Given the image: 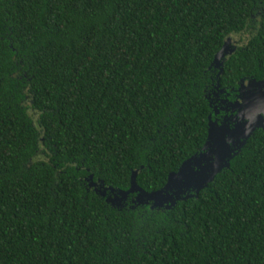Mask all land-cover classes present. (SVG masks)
Returning <instances> with one entry per match:
<instances>
[{
	"label": "trees",
	"instance_id": "16d2710c",
	"mask_svg": "<svg viewBox=\"0 0 264 264\" xmlns=\"http://www.w3.org/2000/svg\"><path fill=\"white\" fill-rule=\"evenodd\" d=\"M263 78L264 0H0V264H264V123L168 207L88 185L162 188Z\"/></svg>",
	"mask_w": 264,
	"mask_h": 264
},
{
	"label": "water",
	"instance_id": "95a60500",
	"mask_svg": "<svg viewBox=\"0 0 264 264\" xmlns=\"http://www.w3.org/2000/svg\"><path fill=\"white\" fill-rule=\"evenodd\" d=\"M222 47L223 45L221 46L220 50L222 49ZM220 50L215 54L213 61L216 58V55L219 54ZM248 80H252V83L255 86L254 90H256L254 92L250 89H246L244 92H240V99L237 95V98L233 100L234 102L232 103V107L236 110V114L230 120V122H232L231 126H225V128H223V126H220L221 124H217L215 123V121L208 118L206 139L201 147V150L184 160L175 172H170L167 175L166 183L162 188L155 191L145 192L144 190L136 186L133 178L134 173H132L130 177L129 187L126 190H116L118 192H121L123 195L134 193L133 197L134 199H137L138 202L141 198H146L148 201H151L149 202L151 206L159 205L158 203H165L164 206L168 207L170 204L172 205L176 199H181L192 194L187 192L186 195H181V193L184 192L183 190H181V193L179 192V190H176L175 192H171L169 194L166 193L168 186L172 183V179H174L176 176L182 175L187 168L191 172L190 175L187 174V182L195 185L191 189L193 190V193H195L199 188L203 187L212 178L214 173H216L220 168L226 167L228 165L229 159L237 153L245 138L256 127H261L264 123V85H262L261 83H257L263 81L264 78L261 80ZM237 89L239 91V88ZM259 93L261 94L259 96H256ZM247 100L253 103L252 107L247 103ZM237 130L241 131L242 137L239 138L240 140L238 142L237 140L232 141V147H230L228 146L229 143L227 140V136L229 134H233V132H236ZM211 133H214V136L219 137L220 141L222 142V147L226 148V152L217 157H209L203 163L201 161L205 157L203 152L208 147L207 144ZM222 133H225V136L222 137ZM199 165L201 166L200 169L196 170ZM199 177H203L201 178L202 180L198 181ZM183 187L186 186L184 185ZM108 188L110 190L113 189L111 187ZM152 199L155 202H153ZM105 200L108 201L107 199Z\"/></svg>",
	"mask_w": 264,
	"mask_h": 264
},
{
	"label": "rangeland",
	"instance_id": "374dc122",
	"mask_svg": "<svg viewBox=\"0 0 264 264\" xmlns=\"http://www.w3.org/2000/svg\"><path fill=\"white\" fill-rule=\"evenodd\" d=\"M239 34H230L228 37H226L224 39V43H223V47L220 50L219 54L216 55V58L213 61V65L214 67H217L218 65H220L223 57L227 54H229L232 49L237 45V44H241L243 41L240 39ZM243 37V36H241ZM257 83H261L262 85H264V80L257 82ZM246 87V88H244ZM239 88V91L238 89ZM236 88V94H235V98L240 99V92H244L246 89H250L251 91H254V84L252 83V80H241L238 83V87ZM261 93L257 94L256 96H259ZM228 96L229 94H227L226 92H224L222 89H215L211 92V100L210 102L211 104V108H212V120L215 121V123L217 124H221L220 126H223V128H225V126H231L230 120L232 119V117L236 114V110L232 107V103L234 101L228 100ZM247 103L250 104V106H253V103H251L249 100H247ZM254 108V107H253ZM234 123V122H233ZM222 128V127H220ZM217 129V128H216ZM225 133H222L221 136H225ZM241 131L237 130L236 132H233V134H229L227 136V140L230 147H232V141L237 140V142L240 140L239 138L242 137L241 135ZM208 147L204 150L203 154H204V158L201 160L203 163L206 159H208L209 157H217L220 156L221 154L226 152V148L222 147V142L220 141L218 136H214V133H211L209 140H208ZM236 146V145H235ZM200 161V162H201ZM191 164V163H190ZM198 164V163H196ZM200 165L197 167L196 170L200 169ZM203 172V170H202ZM190 171L188 170V168L183 172L182 175L176 176L174 179H172V183L168 186V189L166 190V193L169 194L171 192H175L176 190H179V192L181 193L183 190L184 192L181 193V195H186L187 192L189 193H193V190H191L195 185L190 184L189 182H187V174L190 175ZM201 178L203 177H199V180H202ZM184 181V183H183ZM88 185L90 187H92L95 191L99 192L102 196H105V199H107L112 205H121L125 199L127 198V194L123 195L121 192H118L116 189H112L110 190L109 188L102 186L99 183H93L91 181L88 182ZM186 187H183V186ZM132 194V193H131ZM148 200L146 198H141L139 200V202H147ZM153 201V199H152ZM131 202H138L137 199L131 198ZM148 202H151L150 200ZM155 202V201H153ZM159 205L156 206H164L165 203H158Z\"/></svg>",
	"mask_w": 264,
	"mask_h": 264
}]
</instances>
